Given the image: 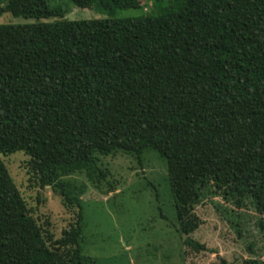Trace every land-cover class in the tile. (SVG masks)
<instances>
[{
    "label": "trees",
    "instance_id": "16d2710c",
    "mask_svg": "<svg viewBox=\"0 0 264 264\" xmlns=\"http://www.w3.org/2000/svg\"><path fill=\"white\" fill-rule=\"evenodd\" d=\"M151 1L141 16L68 20L45 0H0L32 19L0 23V264H92L69 176L99 183L100 157L117 152L163 162L183 255L205 250L189 236L204 196L264 212V0ZM16 152L70 213L58 236L13 183L2 157Z\"/></svg>",
    "mask_w": 264,
    "mask_h": 264
},
{
    "label": "rangeland",
    "instance_id": "374dc122",
    "mask_svg": "<svg viewBox=\"0 0 264 264\" xmlns=\"http://www.w3.org/2000/svg\"><path fill=\"white\" fill-rule=\"evenodd\" d=\"M45 1L49 6L64 8L63 18L68 20L141 16L156 10L151 0H138L137 8L111 12L99 9L95 2L76 7L68 0ZM31 21L8 12L0 14V23ZM2 160L33 214L48 219L58 236L70 219L59 196L48 186L40 188L32 183L26 156L21 152L3 156ZM99 167L105 173L99 183L88 180L83 172L69 176L83 190L81 247L83 254L93 258L92 264H239L244 258L264 262V212L256 213L247 200L235 208L219 197L204 196L194 206L199 224L189 236L205 250H185L183 255L173 226L165 168L157 153L145 151L138 163L133 156L117 152L101 156ZM107 182L112 190H107Z\"/></svg>",
    "mask_w": 264,
    "mask_h": 264
}]
</instances>
